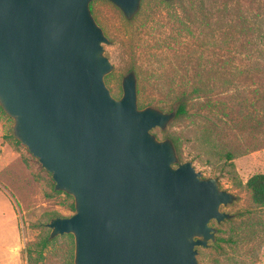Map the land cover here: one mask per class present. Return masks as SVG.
Listing matches in <instances>:
<instances>
[{
    "label": "water",
    "instance_id": "1",
    "mask_svg": "<svg viewBox=\"0 0 264 264\" xmlns=\"http://www.w3.org/2000/svg\"><path fill=\"white\" fill-rule=\"evenodd\" d=\"M93 0H0V107L13 135L73 197L74 212L46 223L72 234L74 264H199L234 195L179 162L164 129L176 108L137 104L136 77L115 97L113 65ZM130 18L140 0H108Z\"/></svg>",
    "mask_w": 264,
    "mask_h": 264
},
{
    "label": "rangeland",
    "instance_id": "2",
    "mask_svg": "<svg viewBox=\"0 0 264 264\" xmlns=\"http://www.w3.org/2000/svg\"><path fill=\"white\" fill-rule=\"evenodd\" d=\"M89 7L110 41L103 48L113 65L104 76L111 94L121 96L132 71L139 107L170 111L186 98L184 114L151 132L176 139L179 162L217 177L235 197L220 207L232 217L211 221L216 238L197 247L198 263L264 264V210L244 186L264 172V0H140L130 18L108 0ZM13 123L0 108V242L19 235L18 264H74L73 235L50 237L46 226L74 212L73 197L54 189Z\"/></svg>",
    "mask_w": 264,
    "mask_h": 264
},
{
    "label": "trees",
    "instance_id": "3",
    "mask_svg": "<svg viewBox=\"0 0 264 264\" xmlns=\"http://www.w3.org/2000/svg\"><path fill=\"white\" fill-rule=\"evenodd\" d=\"M138 92H140V89H137V93ZM179 100L180 101L176 108L175 117H178L186 112V98L180 97ZM172 141L176 148V151H178V146H179L178 141L176 139H173ZM225 156L227 159L233 158V154L230 153L229 151L225 153ZM244 186L250 193L251 202L254 205L264 210V172L254 173L251 176H249L245 181ZM71 207L74 209V205H71ZM263 224H264V214H263Z\"/></svg>",
    "mask_w": 264,
    "mask_h": 264
},
{
    "label": "crops",
    "instance_id": "4",
    "mask_svg": "<svg viewBox=\"0 0 264 264\" xmlns=\"http://www.w3.org/2000/svg\"><path fill=\"white\" fill-rule=\"evenodd\" d=\"M12 229L18 233L16 224L12 225ZM12 234L14 235V231ZM18 236L17 234V238L12 242H0V264H18L20 254Z\"/></svg>",
    "mask_w": 264,
    "mask_h": 264
}]
</instances>
